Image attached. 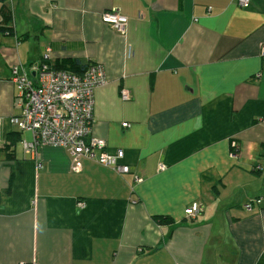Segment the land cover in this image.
<instances>
[{
  "label": "crops",
  "instance_id": "obj_1",
  "mask_svg": "<svg viewBox=\"0 0 264 264\" xmlns=\"http://www.w3.org/2000/svg\"><path fill=\"white\" fill-rule=\"evenodd\" d=\"M248 2L7 0L0 264H264V187L238 188L264 171V0ZM114 8L124 34L101 20ZM45 56L102 65L91 136L122 150L128 173L88 158L73 171L61 147L23 151L32 135L9 120L19 113L11 68Z\"/></svg>",
  "mask_w": 264,
  "mask_h": 264
},
{
  "label": "built area",
  "instance_id": "obj_2",
  "mask_svg": "<svg viewBox=\"0 0 264 264\" xmlns=\"http://www.w3.org/2000/svg\"><path fill=\"white\" fill-rule=\"evenodd\" d=\"M236 2L241 7L249 4L248 0ZM101 20L116 32L125 33L128 18L119 8L103 12ZM260 53L264 56V45ZM11 69V81L17 87L14 103L19 113L12 115L9 120L19 131L31 133L30 141H22L26 154L35 157L42 146L61 147L68 152L73 171L79 169L82 158H88L117 173L129 172V167L120 163L124 157L122 150L109 152L103 139L91 136L94 89L106 82L101 64L90 63L82 73L53 69L48 64H39L28 71L21 65H14ZM120 97L128 100V90L122 89ZM122 126L126 127L128 123L123 122ZM232 145L237 149L235 143ZM37 166L41 168L42 164L38 162ZM78 205L82 207L83 203ZM245 207L250 209L251 204L247 203ZM199 208L198 204L193 203L185 209V213L193 215Z\"/></svg>",
  "mask_w": 264,
  "mask_h": 264
},
{
  "label": "trees",
  "instance_id": "obj_3",
  "mask_svg": "<svg viewBox=\"0 0 264 264\" xmlns=\"http://www.w3.org/2000/svg\"><path fill=\"white\" fill-rule=\"evenodd\" d=\"M12 12L11 9L7 5V0H0V33H5V34H11L13 32V26H12ZM40 65L42 64H48L51 66L53 69H61V70H68L72 71L75 73H82L87 66L90 64L88 63H83L77 58H71V57H62V58H55L53 61H50L48 58H43L41 59V62L39 63ZM27 71L29 68L24 67ZM233 143H235L236 147L237 142L235 139H230V151H233ZM10 159L12 158L11 154H9ZM155 220L159 223H165L170 221V218L168 216H156Z\"/></svg>",
  "mask_w": 264,
  "mask_h": 264
},
{
  "label": "rangeland",
  "instance_id": "obj_4",
  "mask_svg": "<svg viewBox=\"0 0 264 264\" xmlns=\"http://www.w3.org/2000/svg\"><path fill=\"white\" fill-rule=\"evenodd\" d=\"M245 150L247 151H255L257 150V147H253L252 146H248V147H245L244 148ZM251 158H253V156H251ZM257 163H259L261 166H262V169H264V160L258 162L257 160ZM247 174H250V173H247ZM251 176L252 177H247L246 175H242L239 181V185H238V188L239 190H242L243 187L246 186L247 187H254L255 188H260L262 189V187H264V171H262L261 173H251ZM262 194V193H261Z\"/></svg>",
  "mask_w": 264,
  "mask_h": 264
}]
</instances>
